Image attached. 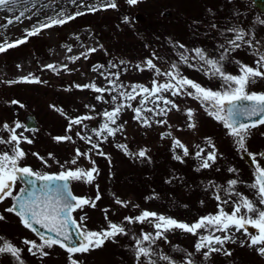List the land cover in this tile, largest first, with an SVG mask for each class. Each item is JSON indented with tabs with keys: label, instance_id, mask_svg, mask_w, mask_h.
Segmentation results:
<instances>
[{
	"label": "rangeland",
	"instance_id": "obj_1",
	"mask_svg": "<svg viewBox=\"0 0 264 264\" xmlns=\"http://www.w3.org/2000/svg\"><path fill=\"white\" fill-rule=\"evenodd\" d=\"M108 2L16 0L12 11L0 8V44L21 39L28 31L50 24L53 19L66 20L62 25L42 28L37 35L28 37L26 43L0 53V137L7 139L9 136L2 127L4 123L14 126L18 121L23 127L17 129V133L33 141L31 144H20L26 153L21 166H32L42 173L59 172L62 170L60 164H64V168L88 169L92 165L83 156L78 159L77 165L65 164V161L75 158L76 149L81 152L91 150V159L95 161L99 174L91 184L83 181L72 183L77 195L95 200L99 194L100 199L95 201V208L85 206L75 212V217L89 230L104 229L110 221L123 225L128 234L106 240L102 247L89 252L74 253L72 259L77 264H133L134 261L136 264L143 261L144 264L145 260L149 262V258L131 256L135 254L133 250L136 251L133 237L138 238L141 232L154 233L155 229L149 223L129 224L124 217L138 216L143 210H149L191 224L202 217L201 213L203 216L216 213L218 203H223L225 199H240L239 196L230 197L226 194L230 179L239 181L235 191L258 203L255 190L249 187L255 179L254 168L245 163L242 150L234 138L228 135L222 123L208 114L209 105L187 94L172 96L168 92L162 93L173 100L179 110L172 108L166 115L142 111V116L148 118L150 126L134 119L131 108H124L118 115L116 125H111H123V130L115 136H109L104 141L97 137L93 129H98L106 122L103 116L105 111L112 110L117 104L128 103L119 96V91H130L129 86L136 84L151 88L153 79L162 82L169 79L167 76L157 77L154 70L148 69V59H152L161 72L171 71L175 64L181 76L213 90H222V82L219 78L205 75L208 66L199 60L194 49H203L208 58L214 59H219L228 49L221 61L226 73L239 74L237 62L256 67L253 63L258 58L255 51L258 48L264 50V24L259 23L260 19H264V13L254 7L252 0H138L135 5L127 4L126 0H116L115 9L100 7L102 3ZM92 5L100 10L88 11L86 6ZM168 9L171 13L164 15ZM21 12L24 15L17 21L15 17ZM77 12L85 14L76 16ZM70 16L75 18L68 19ZM125 17L128 18L127 22ZM8 19L13 23L7 24ZM229 28L248 32L245 39L252 40L254 47L246 48V44H243L239 49L231 50L227 39L233 38L234 33L227 31ZM221 44L224 48H220ZM92 48L97 50L90 52ZM182 57H187V63ZM243 57H250L253 62L245 61ZM49 64L54 65V68H47ZM138 65L144 70H138ZM94 66L98 70H94ZM116 72H119L116 80L118 90L111 93H97L91 88L76 87L95 83L97 87L110 88L105 77L116 79L109 75ZM100 73H104V76ZM24 76L38 78L41 82L11 83L20 81ZM119 85L124 87L121 89ZM262 89V78L250 82L247 88L249 92ZM187 91L191 89H186L185 93ZM98 95L103 99L97 100L95 97ZM112 96H117L115 102ZM139 100L138 96L137 100L130 103L133 107H140ZM13 101H16L15 107ZM157 103L165 107L162 102ZM154 107L156 105L151 101L143 105L144 109ZM187 109L193 110L191 120L187 117ZM29 113L38 119V128L27 129L25 116ZM82 116L93 119L84 120L82 125L73 124L69 131L70 121ZM158 120L166 123L157 124L155 121ZM189 124L195 126L190 128ZM65 135L71 136L72 140L57 142L53 139ZM81 137H90L92 143ZM207 138L215 145L217 159L205 169L201 167L202 159L212 151ZM175 139H179L189 149L188 156H184L183 149L174 145ZM251 143H257L258 148L249 147L250 150L248 145ZM92 144H98L99 150L106 155H97L98 149L93 148ZM117 145H124L127 151ZM263 146L264 125L250 129L246 147L255 154L256 163L261 167H264V160L260 159L257 151ZM10 147L7 144L0 145V151ZM142 149L147 150L143 158L136 155ZM200 149L204 152L198 158L195 153ZM34 153L43 157L47 165ZM176 155H180L182 160L174 159ZM193 166H196L195 172ZM229 168L237 171L229 172ZM200 170L202 177L197 174ZM193 173L203 186L199 190L202 193L194 191ZM217 194L221 196V201L215 199ZM117 199L126 202L127 207L117 204ZM11 201L9 198L7 202L0 203V214L5 217L0 221V237L23 249V264H69V254L58 246L45 248L49 253L45 257L29 253V246L23 244V240L42 241L25 228L14 213L5 211L12 205ZM224 208L230 213L231 203L224 205ZM82 216L85 219L80 221ZM201 234L207 233L201 230ZM228 234L232 240L226 242L221 251L210 255V260L220 257L216 259L220 262L214 261V264H230L224 251H229L231 255H248L251 260L245 259L244 264H254L252 260L264 264V256L258 253L256 246L247 245L248 237L242 231L231 229ZM216 235L224 233L217 232ZM197 240L198 236L179 229L169 231L150 245L154 254L150 259L155 264H169V261L161 259V256L167 255L175 264H184L189 258L188 254H191L192 260H199L200 256L203 257L202 252H197L198 257L193 253L196 252ZM145 246H149L148 242H145ZM0 264H17V261L5 254L0 255ZM203 264H209V261Z\"/></svg>",
	"mask_w": 264,
	"mask_h": 264
},
{
	"label": "snow or ice",
	"instance_id": "obj_2",
	"mask_svg": "<svg viewBox=\"0 0 264 264\" xmlns=\"http://www.w3.org/2000/svg\"><path fill=\"white\" fill-rule=\"evenodd\" d=\"M76 3V0H72ZM127 4L135 5L138 0H126ZM16 4V0H0V8L12 11L13 6ZM88 11H98L96 5L86 6ZM101 8L105 10L108 8H117L116 0H109L108 3H102ZM83 12H77L75 15H83ZM24 13L21 12L15 17L17 21ZM74 16L68 17V19H74ZM127 22V17L124 18ZM7 24H12L13 21L8 19ZM66 23L65 19H53L50 24H44L41 28H33L27 32V35L21 39L13 42H5L0 44V53L5 52L7 49L17 47L27 42V38L37 35L42 28L51 27L53 25H62ZM259 23L264 24V19H260ZM215 27V25H213ZM229 32H233V38L227 39V44L231 50L239 49L243 44L249 47H254L252 40H246L248 35L243 29H227ZM179 47L183 48V45ZM220 48H224L221 44ZM97 49L92 48L89 51L95 52ZM71 51V49H69ZM200 61H203L208 69L205 71V75L210 78H219L222 82V90H213L203 87L201 84L180 75L177 65H172V70L168 72H161L152 59L146 61V67L150 70H154L156 76H167L169 79L162 82L158 79H153L152 87H146L141 84L130 85V91H119V96L128 101V103L117 104L112 110L105 111L103 116L106 118V122L103 123L98 129H93L98 138H102L107 141L109 136H115L117 132L123 130V125L112 127L116 125V121L119 113L124 108H131L134 112V119L141 121L145 126H150V121L147 117L142 116V111L154 112L156 115H166L172 108L179 110V106L171 99H168L162 93L168 92L172 96L187 94L193 96L203 103L209 105L208 114L216 121L222 123L223 127L228 131V135L234 138V142L238 145L240 150L247 152L246 140L250 135V129L256 128L259 125H264V92H249L247 90L250 82H255L257 78L264 79V50L257 49L258 58L255 61L254 66L238 63L239 74L226 73L223 70L221 61H223L228 49L221 54L219 59L208 58L203 49H194ZM78 58V57H77ZM185 63H187V57H182ZM120 63H123L121 61ZM116 67V65H112ZM19 67V66H17ZM47 68H54V65L49 64ZM66 67V66H65ZM103 67V66H100ZM138 70L143 71L139 65ZM94 70H98L94 66ZM204 70V69H202ZM104 76V73H100ZM116 79H109L107 76L110 88L97 87L95 83L77 85V88H91L97 93L109 92L118 90L116 80L119 78V72L109 74ZM26 82V83H40L38 78H29L24 76L20 81H11V83ZM123 85H119V88H123ZM186 89H191L187 91ZM140 97L138 103L140 107H133L130 103L133 100H137ZM97 100H102L103 97L98 95L95 97ZM117 96H112V101L115 102ZM151 101L156 107L144 109L143 105ZM157 102H162L165 107H160ZM16 103V101H13ZM171 105V108L167 106ZM88 107V106H86ZM58 111H61L57 109ZM187 117L191 120L193 115L192 109H187ZM258 118V119H253ZM93 119L90 116L76 117L71 120L68 126L70 131L72 125H82L84 120ZM157 124L166 123L164 120L155 121ZM194 124H189L188 127H194ZM3 129L9 133L7 139L0 137V145H11L7 150L0 151V203L6 199L11 198L13 203L5 211L8 213H14L19 219L21 224L30 229L32 232L40 238L42 243H37L35 240H23V244L28 245V251L33 256L39 254L41 257L49 255L45 248L52 249L54 246H59L61 249H65L69 254V264H77L75 259H72L74 253H86L92 249L100 248L104 245L106 240L114 239L118 235H127L126 229L123 225L108 222L106 228L99 231L89 230L85 225L78 222L73 213L77 209H83L85 206L92 208L96 207V200L100 199L99 194L95 197V200L88 197H78L73 195L70 189L71 181H83L91 184L96 175L99 174V169L95 166V161L91 159V150L88 152H81L76 149L75 158L71 161H65V164L77 165L80 157L87 158L91 167L88 169L75 167L64 168V164H60L61 171L57 173H42L35 171L28 165L21 166V161L26 156L25 151L20 147L22 142L28 144L33 143L27 136L17 133V129L23 126L17 121L14 126H10L8 123L2 125ZM80 135V133H77ZM162 135H170L169 133H163ZM87 139L91 144L90 137H81ZM57 142L71 141L72 137L57 136L53 137ZM208 144L211 146L212 151H209L207 155L202 159L201 167L207 169L217 159L215 151V145L210 138H207ZM174 145L183 149V155H189V149L181 143L179 139L173 141ZM93 148L98 149L97 155L105 156L106 154L99 150L98 144H92ZM124 149V145H117ZM204 150L200 149L195 155L200 158L203 155ZM147 150L142 149L136 155L138 157H146ZM33 155H37L34 153ZM255 161V154L249 153ZM260 156H264V153H259ZM51 157L52 154L49 153ZM41 161L47 165V161L43 157H39ZM54 159V158H53ZM174 159L180 161L182 157L180 155L174 156ZM110 160V158H109ZM59 164V161H56ZM229 172H236L237 169L229 168ZM254 182L249 185L255 190L258 197V203L249 199L247 196L235 191V186L239 183L237 179H230L228 183V189L226 194L230 197L239 196V200L225 199L223 203H218V211L214 214H208L198 218L195 222L189 224L186 222L178 221L172 217H166L162 214L152 212L149 210H143L138 216H126L124 220L129 224H144L149 223L154 229V233L141 232L140 236L133 237L135 240V256L139 259L141 256L149 258V264H155V261L150 259L152 255V249L150 245L157 239L163 238L164 234L179 229L183 232L190 233L198 236V240L195 244L196 252H202V255L207 259L212 253L222 250V246L232 240V236L229 235L231 229H235L236 232H243L248 237L247 245L249 247L256 246L258 253L264 256V167L256 164V173L254 174ZM22 181L24 187L18 190V193L14 195V189L17 181ZM37 182H41L40 187L37 188ZM215 199L221 201V196L216 195ZM117 204H122L127 207V203L119 199L116 200ZM231 203L232 211L229 213L225 211L224 205ZM260 205V206H258ZM138 207V206H136ZM107 210H105V213ZM4 215L0 214V221L4 220ZM85 217H80V221H83ZM107 220V215H105ZM39 225L40 228L45 229V232H41L40 228L35 227ZM249 227H253L257 230L256 234L249 232ZM201 230H204L207 234H201ZM217 232L224 233V235H216ZM76 238L79 243L73 246H69L68 241ZM145 242H148L149 246H145ZM234 242V241H233ZM217 245L221 247H217ZM203 250V251H202ZM21 249L15 246L11 241L5 240L0 237V255H10L17 261V264H23L21 258ZM224 255L230 256L229 251H224ZM188 259L184 261V264H194L191 259V254H188ZM161 259L169 261V264H175L174 261L167 255L161 256Z\"/></svg>",
	"mask_w": 264,
	"mask_h": 264
},
{
	"label": "flooded vegetation",
	"instance_id": "obj_3",
	"mask_svg": "<svg viewBox=\"0 0 264 264\" xmlns=\"http://www.w3.org/2000/svg\"><path fill=\"white\" fill-rule=\"evenodd\" d=\"M246 46V48H248V45H245ZM253 48V47H252ZM259 49V48H258ZM255 52H257V50L255 51ZM245 59V61H246V59L247 60H249L250 62H253V61H251V58L250 57H245L244 58ZM254 64H255V62H253ZM249 147H253L255 150H256V148L255 147H257L258 148V146H257V143H251V144H249L248 145V148ZM263 149H264V146L261 148V149H259L257 152H258V155H259V153H262V151H263ZM263 159H264V156L262 157ZM20 188L21 187V181H17V183H16V187H15V189L16 188ZM15 189H14V191H15ZM194 257V256H193ZM231 257V258H230ZM230 257H227V259H228V263H230V264H242V261H244L245 260V258H244V255H242V254H240V255H238V254H232V255H230ZM194 261V264H203V263H206V261L208 262L209 260L208 259H205V258H200L199 260H193ZM209 264H214V263H212V262H210L209 261Z\"/></svg>",
	"mask_w": 264,
	"mask_h": 264
},
{
	"label": "water",
	"instance_id": "obj_4",
	"mask_svg": "<svg viewBox=\"0 0 264 264\" xmlns=\"http://www.w3.org/2000/svg\"><path fill=\"white\" fill-rule=\"evenodd\" d=\"M254 2H255V4H256V6L260 7V8L264 11V0H254ZM170 12H171V11L168 10V11L165 12V14L168 15V14H170ZM27 119H28V127H31L32 124H31L30 122H31V120H32V116H28ZM253 119H258V118H253ZM244 156H245L246 160H247L250 164H254V160H253V158L251 157V155H249L248 153H244ZM40 184H41V182H37L36 187L39 188V187H40ZM70 189H71V186H70ZM35 227L40 228L39 225H35ZM40 231H41V232H45L46 230L43 229V228H40ZM67 243L69 244V246H73V245L78 244L79 241L74 237L73 240L68 241Z\"/></svg>",
	"mask_w": 264,
	"mask_h": 264
},
{
	"label": "bare ground",
	"instance_id": "obj_5",
	"mask_svg": "<svg viewBox=\"0 0 264 264\" xmlns=\"http://www.w3.org/2000/svg\"><path fill=\"white\" fill-rule=\"evenodd\" d=\"M52 10V9H51Z\"/></svg>",
	"mask_w": 264,
	"mask_h": 264
}]
</instances>
